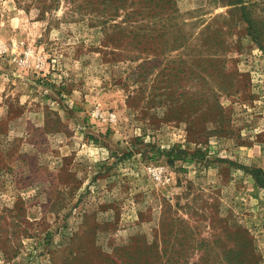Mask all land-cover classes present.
Listing matches in <instances>:
<instances>
[{
	"label": "rangeland",
	"instance_id": "obj_1",
	"mask_svg": "<svg viewBox=\"0 0 264 264\" xmlns=\"http://www.w3.org/2000/svg\"><path fill=\"white\" fill-rule=\"evenodd\" d=\"M0 264H264V0H0Z\"/></svg>",
	"mask_w": 264,
	"mask_h": 264
}]
</instances>
